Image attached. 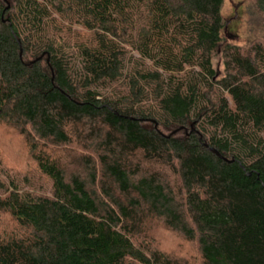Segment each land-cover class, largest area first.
Listing matches in <instances>:
<instances>
[{"label": "trees", "instance_id": "1", "mask_svg": "<svg viewBox=\"0 0 264 264\" xmlns=\"http://www.w3.org/2000/svg\"><path fill=\"white\" fill-rule=\"evenodd\" d=\"M224 2L0 0V132L38 176L0 161V264H194L158 223L264 264V37L230 43Z\"/></svg>", "mask_w": 264, "mask_h": 264}, {"label": "rangeland", "instance_id": "2", "mask_svg": "<svg viewBox=\"0 0 264 264\" xmlns=\"http://www.w3.org/2000/svg\"><path fill=\"white\" fill-rule=\"evenodd\" d=\"M222 15L227 26L224 36L230 43L246 48L253 41L264 37V15L258 10L255 0H225ZM215 65L218 67L217 62ZM17 137L8 135L5 130L0 132V161L5 162L9 174L22 179L37 178L27 148L22 139ZM77 153L85 155L79 150ZM70 170L73 172L75 169L70 168ZM7 222H11L8 217L0 218V231L6 228L3 226ZM151 229L152 232L145 238L150 246L174 255L178 259L198 264L197 251L180 235L166 230L160 223Z\"/></svg>", "mask_w": 264, "mask_h": 264}]
</instances>
